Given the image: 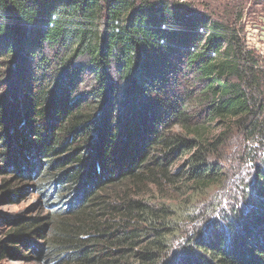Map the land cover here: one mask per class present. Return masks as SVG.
I'll return each instance as SVG.
<instances>
[{
  "label": "trees",
  "instance_id": "obj_1",
  "mask_svg": "<svg viewBox=\"0 0 264 264\" xmlns=\"http://www.w3.org/2000/svg\"><path fill=\"white\" fill-rule=\"evenodd\" d=\"M260 57L180 0H0V175L36 177L55 206V237L36 253L53 264H264ZM214 122L226 130L215 139ZM234 129L258 146L244 150L254 178L243 206L210 214L188 208L194 199L142 198L150 185H216L212 156ZM16 222L14 244L44 233L43 218Z\"/></svg>",
  "mask_w": 264,
  "mask_h": 264
},
{
  "label": "rangeland",
  "instance_id": "obj_2",
  "mask_svg": "<svg viewBox=\"0 0 264 264\" xmlns=\"http://www.w3.org/2000/svg\"><path fill=\"white\" fill-rule=\"evenodd\" d=\"M184 2H189L198 11L207 13L213 20L229 26L230 29L236 28L240 37L247 24L254 22L259 24L261 22L260 17L264 15V0H184ZM260 59L264 61L263 58L260 57ZM2 72H5V67L0 64V74ZM7 85L6 83L5 87ZM174 128L176 131H183L179 126ZM209 130L213 139L226 132L224 125H218L217 122L210 125ZM248 144L244 136L236 129L228 131L226 142L221 145L218 153L212 156V160L221 167L218 175L219 182L214 186H201L198 189L195 188L196 192L195 189L190 190L192 183H184L182 180L179 185L164 183L161 186H147L145 187L146 190L143 189L141 196L152 204H166L173 207L183 204L185 201L191 200L192 202L194 199L192 203L196 202L197 206L189 203V205L187 204L188 208L194 210L200 208L204 212L208 210L210 214L215 212L214 204H221V207L219 206L221 210L228 208L230 204H236V201L239 207L243 206L245 197L242 188L245 183H250L254 178L252 166L248 164L246 166V160L244 161V150L247 149ZM249 145L251 150L258 147L254 143ZM190 155L186 153L176 157L172 171L175 173L185 169ZM13 178L14 176L0 175V244L6 248V252L0 258V264H53L50 263L47 256L41 254L39 250L36 253L34 249L39 245L50 246L52 236L55 237L53 223L48 218L55 206L48 205L51 200L46 199L37 189L36 177H25L18 182L14 181ZM27 217L43 218L44 233L34 237H26L28 239L33 238V242L28 243L27 239L19 245L14 244L11 238L14 236L16 219L20 221ZM178 237L179 235L172 239V249L178 245ZM12 248H18L22 255L13 252Z\"/></svg>",
  "mask_w": 264,
  "mask_h": 264
},
{
  "label": "built area",
  "instance_id": "obj_3",
  "mask_svg": "<svg viewBox=\"0 0 264 264\" xmlns=\"http://www.w3.org/2000/svg\"><path fill=\"white\" fill-rule=\"evenodd\" d=\"M260 20L261 22L259 24L256 22L247 24L244 27L241 38L243 39L248 50H252L264 58V15L260 17ZM199 32L207 35L209 31L206 27L201 26L199 28ZM221 51L222 49L219 51H214L212 56L218 57Z\"/></svg>",
  "mask_w": 264,
  "mask_h": 264
}]
</instances>
